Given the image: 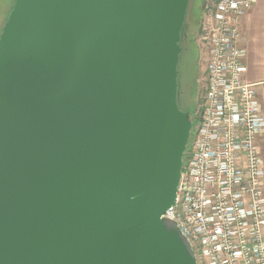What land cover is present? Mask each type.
<instances>
[{
  "label": "water",
  "instance_id": "1",
  "mask_svg": "<svg viewBox=\"0 0 264 264\" xmlns=\"http://www.w3.org/2000/svg\"><path fill=\"white\" fill-rule=\"evenodd\" d=\"M188 0H14L0 31V264H197L173 205Z\"/></svg>",
  "mask_w": 264,
  "mask_h": 264
},
{
  "label": "built area",
  "instance_id": "2",
  "mask_svg": "<svg viewBox=\"0 0 264 264\" xmlns=\"http://www.w3.org/2000/svg\"><path fill=\"white\" fill-rule=\"evenodd\" d=\"M255 2L217 0L203 26V107L174 203L162 214L176 222L197 264H264V168L256 141L264 115L244 79L237 23Z\"/></svg>",
  "mask_w": 264,
  "mask_h": 264
},
{
  "label": "rangeland",
  "instance_id": "3",
  "mask_svg": "<svg viewBox=\"0 0 264 264\" xmlns=\"http://www.w3.org/2000/svg\"><path fill=\"white\" fill-rule=\"evenodd\" d=\"M217 0H188L183 35L179 42L181 52L177 64L181 101L192 122L191 135L185 153L189 148L193 131L199 124L206 89V45L202 41L203 26L209 19ZM13 5V0H0V31ZM179 108L185 110L182 106Z\"/></svg>",
  "mask_w": 264,
  "mask_h": 264
},
{
  "label": "crops",
  "instance_id": "4",
  "mask_svg": "<svg viewBox=\"0 0 264 264\" xmlns=\"http://www.w3.org/2000/svg\"><path fill=\"white\" fill-rule=\"evenodd\" d=\"M237 23L240 33L238 44L246 51L243 59L246 64L244 79L254 87L264 115V0H256L251 10L240 17ZM256 141L264 168V129Z\"/></svg>",
  "mask_w": 264,
  "mask_h": 264
},
{
  "label": "flooded vegetation",
  "instance_id": "5",
  "mask_svg": "<svg viewBox=\"0 0 264 264\" xmlns=\"http://www.w3.org/2000/svg\"><path fill=\"white\" fill-rule=\"evenodd\" d=\"M177 105H180V107L182 106L183 109H185L184 111H186V105L181 101V95H180V88H179V82H178V95H177ZM187 112V111H186Z\"/></svg>",
  "mask_w": 264,
  "mask_h": 264
},
{
  "label": "trees",
  "instance_id": "6",
  "mask_svg": "<svg viewBox=\"0 0 264 264\" xmlns=\"http://www.w3.org/2000/svg\"><path fill=\"white\" fill-rule=\"evenodd\" d=\"M13 2H14V0H13ZM12 7V6H11ZM11 9V8H10ZM184 24V23H183ZM182 24V25H183ZM182 35H183V28H182V31H181V37H182ZM181 40V39H180Z\"/></svg>",
  "mask_w": 264,
  "mask_h": 264
}]
</instances>
